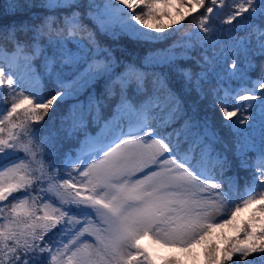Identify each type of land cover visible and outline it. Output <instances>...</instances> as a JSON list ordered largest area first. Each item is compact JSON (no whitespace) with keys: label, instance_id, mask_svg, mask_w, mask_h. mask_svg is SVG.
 <instances>
[{"label":"snow or ice","instance_id":"6c2138e0","mask_svg":"<svg viewBox=\"0 0 264 264\" xmlns=\"http://www.w3.org/2000/svg\"><path fill=\"white\" fill-rule=\"evenodd\" d=\"M180 2L187 16L200 13L197 30L157 47L186 19L149 25L161 0H8L13 18L33 7L47 14L0 24V96L7 76L10 101L0 99V264H156L144 237L169 247L207 241L208 264H264V66L250 75L254 57H264V0H231L227 41L213 23L226 0ZM127 44L149 46L143 63L125 61ZM172 77L187 94L212 96L230 145L209 115L189 114ZM53 78L58 90L46 97ZM70 99L60 127L52 119L41 136L54 102ZM80 133L59 166L44 164L57 141ZM234 160L249 171L243 190L228 175ZM225 226L235 235L221 248L211 237Z\"/></svg>","mask_w":264,"mask_h":264},{"label":"trees","instance_id":"16d2710c","mask_svg":"<svg viewBox=\"0 0 264 264\" xmlns=\"http://www.w3.org/2000/svg\"><path fill=\"white\" fill-rule=\"evenodd\" d=\"M35 3L38 5L39 4V0H35ZM8 6V0H0V24H7L9 23L12 19H15L17 21H22V20H29V22H33L31 21L30 18V14L31 13H43V14H47L46 10L40 8V7H33L31 9V13L29 12H24L22 14L17 15L16 17H11L6 11L5 9ZM188 9V5L185 3L184 6H181V2L180 0H175V1H171L168 4H165L164 0H161V3L159 5H157V16L153 17V18H146L147 22H150L154 25H159V20L161 18L164 17H173L176 16L178 13L184 11ZM200 11H203L202 9ZM233 11V8L231 7V0H226V5L225 8L223 9V11L219 14L218 18L213 22L215 24V26L219 29V33L220 36L219 38L221 40L227 41L229 38V28L232 27V25H228L223 23V21L226 19V17L231 14V12ZM199 12L193 14L195 18H193L192 16H188L182 23L180 26H178L179 31L175 33V35L169 40L167 41L165 44L163 45H157V47H164L167 46L168 43H171L172 40L179 38L180 36H183L187 33L196 31V25L199 21ZM239 19V18H238ZM35 23H39V20L34 21ZM85 23H89L88 21H85ZM237 22L233 21V25H235ZM253 23H257V21H253ZM168 31H171V29H168ZM19 38L21 41L26 40L28 37L24 34V33H19ZM30 35V34H28ZM234 36L236 37H242L246 35V32L244 30H238L235 31L233 33ZM255 40V37H253V41ZM3 48L9 52H11L13 50V44L8 42L7 39H5L3 42ZM149 51V46L148 45H133V44H127L126 45V51H124L123 53V58L125 59L126 62L128 61H135L137 64H141L144 61V57L148 54ZM216 51H219V46H217ZM117 55L120 56L121 53L117 52ZM194 55L199 56L201 55V53L199 51L195 52ZM208 55L211 56L212 55V51L210 50L208 52ZM234 57H232L231 55L228 57V64L230 65L232 62V59ZM34 63L36 64V66L38 67L39 71L43 72L44 69L42 67H40V63L41 61L38 59L36 61H34ZM191 64V62H189ZM254 63L257 65V67L255 69H253L250 73V75L252 76L253 79H256L261 71V66H264V57H254ZM198 70V69H197ZM146 71L148 72H159L160 69L156 68H148L146 69ZM165 71H167L165 69ZM170 76H172V74H170ZM15 78V77H14ZM5 84H4V88H3V93L2 96H0V99H3V101L5 103H9V96H8V88H7V76H5ZM171 84L172 86L180 91V94L182 96V98L184 99V107L185 109L189 112V114H192V108L195 107L197 109V111L201 114H207L209 115L215 124L216 129L219 131L220 135L224 138V142L228 143L230 145L231 143V133L229 132L228 129L224 128L221 124V116H220V112H219V106H217L216 111L213 112L212 110V104H213V99L211 95H208L205 99H200V97L195 93L192 92L191 94H187L183 91L182 89V80H180L179 77H172L171 78ZM215 86V82H213V85H206V89L208 87H212ZM227 87H236V83L234 82H230L229 84L226 85ZM58 90L55 88V84H54V78L49 81V80H45V86H44V91L46 94V97L48 95H54L55 91ZM25 94H28L27 92H25ZM74 103V101H72L71 99L69 101H67L64 104H58L54 102V108L55 111H53L52 109L49 110V113L47 116L44 117V120H42L40 122L41 125L44 126V128L41 129V136L45 135V131L44 129H47L50 126V120L54 119L55 120V127L59 128L60 127V118L62 115L66 114L67 109L69 108V106ZM107 112V110H106ZM182 123V121L180 122ZM103 124V121H101V126ZM175 127H179L180 124H176L174 125ZM88 131L90 133H92L93 135L95 134L96 131H98V128L96 127L95 124H90ZM63 135V134H61ZM84 139V136L82 133H80L77 136H73L71 140H59L56 142V147L55 149H52L53 151H55L57 153V156L53 157V156H47L44 159V164H51L53 162H55L57 164V166H59L60 164V157H62L64 155L65 152H69V151H73L74 149H76L78 147V140L82 141ZM37 145L39 144V140L36 141ZM43 151L45 153H47L49 151V149L45 148L43 149ZM20 155H23V153H20ZM33 167H39L40 166V156H39V150H38V155H37V160L36 162L33 163L32 165ZM68 171H71V168L68 169ZM236 173V175L239 177L238 180V184H236L235 187H238L240 190H243L244 186H245V179L249 177V171H246L242 168L239 167V162L234 160L233 161V168H232V172H229L228 175L231 176L232 174ZM73 175H78V173H73ZM67 178V177H65ZM75 182V181H74ZM36 186H34L35 188ZM42 187L46 188L47 184L45 183L44 185H42ZM228 187L227 185L224 186V191H228ZM235 190V188L233 189ZM35 194V193H34ZM15 195H19V194H15ZM11 199V198H9ZM7 203V202H5ZM255 205L250 207V210L247 213H244L243 211L239 214L238 220L239 221H243L245 219H247L249 217V215L252 212V208H254ZM80 218V217H78ZM55 231V230H53ZM235 235V232L233 229L230 228H217L214 230L213 235L211 237V242L218 245L219 247L223 248L225 246V237H230ZM52 234L49 233L48 236L45 237L46 240H49V237H51ZM51 242V241H49ZM66 242V241H65ZM141 243L145 244L146 246H149V251H153V245H155L154 242H146L144 239L141 241ZM207 245V241L205 243H200V247H201V264H208V261L206 260V253H205V247ZM181 247L182 246H177V251H171L166 255H163L160 260L158 262H156V264H184L183 258L181 256ZM154 257L155 254H154Z\"/></svg>","mask_w":264,"mask_h":264},{"label":"rangeland","instance_id":"374dc122","mask_svg":"<svg viewBox=\"0 0 264 264\" xmlns=\"http://www.w3.org/2000/svg\"><path fill=\"white\" fill-rule=\"evenodd\" d=\"M172 2L175 0H171ZM188 13V9L178 13L176 16L173 17H164L159 20V25H172L173 21H180L181 16H186ZM183 21H181L182 23ZM149 25L155 26L154 24L148 22ZM181 25V24H180ZM180 25H173V27H178ZM10 53V52H9ZM170 131V130H169ZM90 162V161H89ZM250 208L245 209L243 212L247 213ZM95 219V217H93ZM224 228H229L225 226ZM231 229V228H230ZM234 230V229H233ZM90 242H94V238L88 237ZM147 242H150L149 239H146ZM176 250V247H169V246H161V245H153V254H155V262H158L163 255L168 254L171 251ZM181 256L183 258L184 264H201V247L200 244H193L190 246H182L181 247Z\"/></svg>","mask_w":264,"mask_h":264},{"label":"water","instance_id":"95a60500","mask_svg":"<svg viewBox=\"0 0 264 264\" xmlns=\"http://www.w3.org/2000/svg\"><path fill=\"white\" fill-rule=\"evenodd\" d=\"M222 10H223V9H222ZM222 10H221V11H222ZM221 11H220V12H221Z\"/></svg>","mask_w":264,"mask_h":264}]
</instances>
